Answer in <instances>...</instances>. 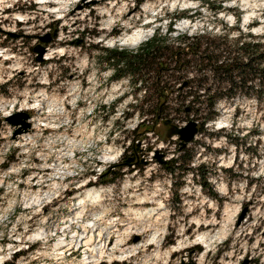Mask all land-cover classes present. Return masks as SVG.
<instances>
[{"label": "rangeland", "instance_id": "rangeland-1", "mask_svg": "<svg viewBox=\"0 0 264 264\" xmlns=\"http://www.w3.org/2000/svg\"><path fill=\"white\" fill-rule=\"evenodd\" d=\"M48 1L0 5V264H264L262 83L252 82L251 96L220 99L217 118L181 151L166 136L169 110L138 126L141 105L157 102L154 80L135 90L127 77L112 79L105 61L106 49L135 50L156 29L171 42L203 30L227 32L228 43L238 29L261 38L264 0H210L217 11L207 0ZM139 29L140 43L118 41ZM164 83L172 107L182 83ZM17 111L32 128L14 137L19 126L8 118ZM180 156L192 161L175 183L166 168ZM199 166L198 176L188 170Z\"/></svg>", "mask_w": 264, "mask_h": 264}, {"label": "trees", "instance_id": "trees-1", "mask_svg": "<svg viewBox=\"0 0 264 264\" xmlns=\"http://www.w3.org/2000/svg\"><path fill=\"white\" fill-rule=\"evenodd\" d=\"M205 4L213 11L222 9L221 6H213V1L210 0ZM175 15V18L188 16L185 10ZM236 17L238 22L240 16ZM172 30L170 18L167 32ZM227 35V32L214 34L203 30L200 34H179L171 42L168 36L156 29L154 34L135 50L106 49L105 61L113 67L112 79L127 77L134 87L136 85L135 90H142V80L152 78L155 82L154 94L157 102L151 106L152 110L144 108V105H141L140 110L138 107L142 116L139 127L144 126L146 121L143 116L153 115L161 118L169 110L167 113L172 115V123L192 114L198 122L200 132L204 130L207 122L214 121L219 115L216 106L220 99L253 95L255 89L252 82L256 80L262 83L263 92L264 36L255 38L251 33L238 29L233 42L228 43ZM192 70L194 75L190 76ZM167 77L182 83L175 85V89L171 91L175 95L172 107L166 104L164 98L167 91L164 82ZM210 80H215L214 86L208 83ZM138 81L140 84L137 86ZM134 104L132 107H137ZM181 151H184V148ZM191 161L192 157L186 159L180 156L168 162L170 166L166 169L175 183L180 173L184 172L183 165L189 166ZM201 167H189L188 170L198 176ZM208 185L209 183L203 182L201 186L205 189ZM209 195L216 197L214 191H210Z\"/></svg>", "mask_w": 264, "mask_h": 264}, {"label": "water", "instance_id": "water-1", "mask_svg": "<svg viewBox=\"0 0 264 264\" xmlns=\"http://www.w3.org/2000/svg\"><path fill=\"white\" fill-rule=\"evenodd\" d=\"M48 41L49 38L43 40V42ZM37 52L39 53V59H41V56L43 54V48L38 47ZM30 118V114L25 111H17L15 114L11 115L8 118L9 121H14L12 122L14 125L19 126L14 133V137L27 133L31 129ZM164 124L169 126L166 134L167 138L177 136V138L179 139L180 149L185 148L187 144L191 142L194 139L195 135L199 132L198 122L195 120H190L186 124L179 126L177 124L172 123L171 119H167L164 121ZM157 160L160 163L165 162V160L162 159L161 155L157 156Z\"/></svg>", "mask_w": 264, "mask_h": 264}, {"label": "bare ground", "instance_id": "bare-ground-1", "mask_svg": "<svg viewBox=\"0 0 264 264\" xmlns=\"http://www.w3.org/2000/svg\"><path fill=\"white\" fill-rule=\"evenodd\" d=\"M2 2H4V0H0V5H1ZM46 2H49V1L48 0H38V3H41V4H45ZM82 3H83L82 5L84 6V8H87V7H90V6L93 5V0H82ZM76 12L77 13H81V9H77ZM244 20H245V17H244ZM144 35H145L144 31L139 29V30L134 31L133 33H131L129 35H126L124 37L122 36L123 38L122 37L118 38V41L121 42L122 44H133V45H136V44L140 43V41L143 39ZM35 108H37L36 104H32L30 107L24 105L21 110H29V109H35ZM217 123L220 124L221 122L217 121ZM115 157L116 156H114L112 154H109V155L105 154L103 159H104V161H107V159L112 160V159H115ZM88 185H89V183H85L83 188L87 189ZM99 198H100V191L95 192V193L89 192V193H87V195L85 197L78 198L77 199V201H78L77 203L79 204V207H80V206H83V205H85L87 203L95 202ZM44 234L45 233H43V231L40 230L39 232H37V233H35L33 235H29V237H27V238H41L42 236H44ZM27 238L25 237L24 239H22L20 241V244L22 245V243H25L26 242L25 240ZM209 239L208 238L206 239L204 236H200L199 238H197L198 243H205V244H208ZM84 242H86V244H87V241H84ZM0 261H1V259H0Z\"/></svg>", "mask_w": 264, "mask_h": 264}, {"label": "built area", "instance_id": "built-area-1", "mask_svg": "<svg viewBox=\"0 0 264 264\" xmlns=\"http://www.w3.org/2000/svg\"><path fill=\"white\" fill-rule=\"evenodd\" d=\"M30 123H31V118H30ZM31 128H32V124H31ZM29 131H30V130H29ZM29 131H28V132H29ZM28 132H27V133H28Z\"/></svg>", "mask_w": 264, "mask_h": 264}]
</instances>
